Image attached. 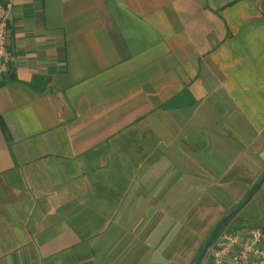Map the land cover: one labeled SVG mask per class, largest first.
<instances>
[{
	"label": "crops",
	"instance_id": "1",
	"mask_svg": "<svg viewBox=\"0 0 264 264\" xmlns=\"http://www.w3.org/2000/svg\"><path fill=\"white\" fill-rule=\"evenodd\" d=\"M7 30L0 264H192L264 172V0H11Z\"/></svg>",
	"mask_w": 264,
	"mask_h": 264
},
{
	"label": "built area",
	"instance_id": "2",
	"mask_svg": "<svg viewBox=\"0 0 264 264\" xmlns=\"http://www.w3.org/2000/svg\"><path fill=\"white\" fill-rule=\"evenodd\" d=\"M11 0H0V77L11 54L7 22ZM209 264H264V223L222 230L209 248Z\"/></svg>",
	"mask_w": 264,
	"mask_h": 264
},
{
	"label": "water",
	"instance_id": "3",
	"mask_svg": "<svg viewBox=\"0 0 264 264\" xmlns=\"http://www.w3.org/2000/svg\"><path fill=\"white\" fill-rule=\"evenodd\" d=\"M264 183V172L261 176L252 184L246 196L236 205L234 206L225 216H223L213 227L208 239L204 243L203 247L201 248L196 260L193 264H200L203 260L204 256L208 252L210 246L212 245L218 231L223 227L225 224L226 219L234 217L253 197L255 191L259 189Z\"/></svg>",
	"mask_w": 264,
	"mask_h": 264
},
{
	"label": "rangeland",
	"instance_id": "4",
	"mask_svg": "<svg viewBox=\"0 0 264 264\" xmlns=\"http://www.w3.org/2000/svg\"><path fill=\"white\" fill-rule=\"evenodd\" d=\"M261 198V199H260ZM257 200H258V202H259V205H264V201L262 200V197H260V195H256L255 197H254V204H258L257 203ZM252 201H250V202H252ZM248 203V204H246L241 210H240V212H238V214L230 221V223H228V226H232V225H234L235 223H238V224H241L240 226H250V225H252L253 223H251V222H241V221H239L241 218H245L246 217V214L248 213H250V211L252 210L251 209V207L249 206L251 203ZM261 202H262V204H261ZM227 214V213H226ZM225 214V215H226ZM241 217V218H240ZM241 220H243V219H241ZM241 222V223H240ZM193 264V263H192ZM200 264H209V251L206 253V255L204 256V258H203V260L201 261V263Z\"/></svg>",
	"mask_w": 264,
	"mask_h": 264
},
{
	"label": "trees",
	"instance_id": "5",
	"mask_svg": "<svg viewBox=\"0 0 264 264\" xmlns=\"http://www.w3.org/2000/svg\"><path fill=\"white\" fill-rule=\"evenodd\" d=\"M240 212V211H239ZM238 214V213H237ZM236 214V215H237ZM235 215V216H236ZM225 216V215H224ZM234 216V217H235ZM234 217H232V218H228V219H226V221H225V224L223 225V227L218 231V233H217V235H216V237L218 236V234L228 225V223H230V221L234 218ZM215 226V225H214ZM213 226V227H214ZM213 229V228H212ZM212 231V230H211ZM211 231H210V233H211ZM210 233H209V235H210ZM209 235H208V237H209ZM208 237L206 238V240L208 239ZM206 240H205V242H206ZM204 242V243H205ZM204 245V244H203ZM203 245L201 246V248L203 247ZM201 250V249H200ZM200 252V251H199ZM199 252H198V254H199ZM198 254L196 255V257L194 258V260H193V262L192 263H194V261L196 260V258H197V256H198Z\"/></svg>",
	"mask_w": 264,
	"mask_h": 264
}]
</instances>
